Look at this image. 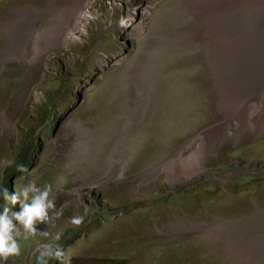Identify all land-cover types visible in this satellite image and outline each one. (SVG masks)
<instances>
[{
	"label": "rangeland",
	"instance_id": "obj_1",
	"mask_svg": "<svg viewBox=\"0 0 264 264\" xmlns=\"http://www.w3.org/2000/svg\"><path fill=\"white\" fill-rule=\"evenodd\" d=\"M263 1L0 0V215L31 203L29 184L51 186L55 203L27 239L13 219L20 255L0 264H39L57 246L46 264H264V103L246 128L229 127L232 84L253 67L244 38L247 51L264 48ZM262 80L249 78L250 92ZM213 132L197 174L160 173ZM29 139L30 166L11 179Z\"/></svg>",
	"mask_w": 264,
	"mask_h": 264
},
{
	"label": "bare ground",
	"instance_id": "obj_2",
	"mask_svg": "<svg viewBox=\"0 0 264 264\" xmlns=\"http://www.w3.org/2000/svg\"><path fill=\"white\" fill-rule=\"evenodd\" d=\"M257 3L258 2H256V4ZM90 5L91 4L89 3L87 5V7H89ZM87 9H85L84 11H81L82 13H80L81 17L79 19H82L84 16H86ZM259 10H260V13L257 14L256 16H257V18L260 19L261 23H259L260 25H259V29L257 31H259V33H258L259 37L258 38L261 39V45H264V5L262 7H260ZM259 19H256V20H259ZM256 20H254V21H256ZM255 30H256V28H255ZM224 33H226L225 36H227V44L226 45H229L230 48H231L230 44L234 40V37L230 36L231 35V31L229 29H227V30L225 29ZM255 34H254V36H255ZM240 35H241V33H240ZM235 39H237V38H235ZM242 39H243V36L241 35L240 40L235 43L237 45V47H239L240 49H241V45H242ZM247 40H248V38L245 37L244 38V45H245L244 58H245L246 62H244V60H243V62H244V64L248 63L249 65H252L253 67L243 66L242 65L238 69L239 73L241 74V76H240L241 79L240 80H242V79L243 80L238 85H236L235 83L232 84V95L237 93V94H235V96H236V99L239 100V102L236 103L237 115L233 116V117H236V118H234L233 120H230L229 127L236 126V124H242L243 127L246 128L247 121L251 122V119H253V117H255L257 112L259 111L258 110L256 112H253L254 111V106L257 105V102H258L257 100H260V103H264V50H262L264 48L262 47V49L257 50V51H253V50L251 52L247 51V47H248V41ZM252 44H254V43H252ZM226 53H227V51H226ZM228 59H229V57H228ZM248 60H250V61H248ZM229 65L231 66V63H229ZM227 67L229 68L228 65H227ZM225 72H226V70H225ZM231 74H233V73H231ZM244 78H246V80ZM249 78H250V80L251 79H253V80L255 79L256 80V78L263 79L262 80L263 82L262 81L260 82V84H262V85L258 89V94H254L252 91L250 92V89L252 90L251 87L253 85L249 84ZM243 81H244L245 84L243 83ZM257 85H259V84H257ZM239 92L246 93V94L245 95H240V94H238ZM250 109L252 111H250ZM250 125L251 124L248 123V128L247 129H243L244 131H243L242 135L247 134L249 132V129H250V132H251V130L253 129V126L250 127ZM221 137H222L221 134L213 132V133L207 134L205 136V138H202V137L196 138L194 141H192L188 145V148H186L185 151H183L181 154H179L174 159H172V161L168 162L167 165L164 166L165 168L161 169L160 173L162 174L163 172H168L169 175H171L173 177H175L177 175L179 176V174H181V173H183L184 175H188L189 173H191V175H192V173H194V175L197 174L202 169L204 161L211 154L212 148L216 145V143L220 140ZM201 140H203V143L201 144L199 149L197 151H195L190 157L186 158L185 157V153L187 151H189L191 148L193 149V147L195 145H197Z\"/></svg>",
	"mask_w": 264,
	"mask_h": 264
},
{
	"label": "clouds",
	"instance_id": "obj_3",
	"mask_svg": "<svg viewBox=\"0 0 264 264\" xmlns=\"http://www.w3.org/2000/svg\"><path fill=\"white\" fill-rule=\"evenodd\" d=\"M10 164L11 161H6ZM20 171H23V167L19 168ZM51 191V186L46 185L44 190L36 188L34 184H29L28 187L24 188L20 193L23 196L24 200H28L29 192L34 193L31 198V203H24L22 205V210L19 213H14L13 217H9V209L5 207L4 214L0 215V258L4 261H7L10 257L20 255V245L17 243V240L14 236V231L18 235L19 230L16 228V225L13 223V219L18 221L24 229V237L27 239L29 236H33L36 233L35 224L36 222H46L49 220L48 210L55 208V203L53 200L49 199V193ZM3 196L5 201H11L15 204L18 202L19 197L16 195L10 196L8 190L5 188L3 190ZM15 208L12 207V211ZM61 212H55V218H59ZM71 224L80 227L84 223L83 216H75L71 218ZM56 239H59L57 235ZM63 255L62 251L57 246L56 250L50 247L47 253H43L42 257L39 258V264H46V261L43 260V256H55L59 258Z\"/></svg>",
	"mask_w": 264,
	"mask_h": 264
},
{
	"label": "trees",
	"instance_id": "obj_4",
	"mask_svg": "<svg viewBox=\"0 0 264 264\" xmlns=\"http://www.w3.org/2000/svg\"><path fill=\"white\" fill-rule=\"evenodd\" d=\"M56 117H57L56 107L54 105H48L46 107V109H45V116H44L45 120L48 119L51 122H53V121L56 120ZM35 141H36L35 143L34 142L32 143V139L27 140L24 143L23 147L20 149L19 154H18V157H17V164H16L17 167L15 168L16 170L14 171V173H10V172L14 169L15 165H13L12 168L9 167L6 170L8 174L10 173L9 176L12 175L10 177L11 179L13 177H15V175L17 173L22 172V171L19 170V168L21 166L23 167L24 170H26L27 167L30 166V162L32 161V158L29 157L28 151H29L30 148H37L38 147V144H37L38 139H35ZM5 188L8 190V193H9L10 196L16 195L15 194V187H12L11 184H6V185H4V187L2 189V197L3 198H4V196H3V190ZM9 202H11V201H9ZM94 263H96V262L92 261L90 264H94ZM100 264H108V262H101Z\"/></svg>",
	"mask_w": 264,
	"mask_h": 264
}]
</instances>
